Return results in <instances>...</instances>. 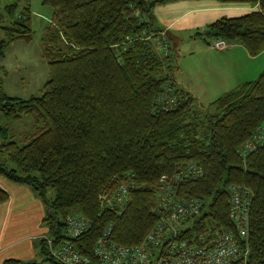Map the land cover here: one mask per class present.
I'll return each mask as SVG.
<instances>
[{
  "label": "trees",
  "instance_id": "16d2710c",
  "mask_svg": "<svg viewBox=\"0 0 264 264\" xmlns=\"http://www.w3.org/2000/svg\"><path fill=\"white\" fill-rule=\"evenodd\" d=\"M153 1L180 0H42L53 11L42 47L50 78L39 96L27 99L9 97L0 86V115L10 122L35 121L17 141L0 143V177L28 186L45 204L43 222L52 237L64 232L70 215L88 220L91 228L74 246L97 264L91 252L106 227H112L114 242L139 245L155 223L158 179L193 162L203 177L185 183L182 193L209 202L210 222L229 227L228 186L253 191L245 264H264V144L245 158L237 153L264 125V69L210 103L213 113L202 112L164 73L169 51H158L154 42L163 31L147 20ZM215 1L256 9L216 20L207 34L241 45L252 57L263 52L264 0ZM6 9L8 16L0 15V58L9 44L32 40L29 4L17 14L16 4ZM164 93L177 100L170 111L157 105ZM121 181L131 185L127 203L103 206L102 196ZM7 200L0 189V204ZM40 250L43 262L60 264L45 241Z\"/></svg>",
  "mask_w": 264,
  "mask_h": 264
},
{
  "label": "built area",
  "instance_id": "2783aa9c",
  "mask_svg": "<svg viewBox=\"0 0 264 264\" xmlns=\"http://www.w3.org/2000/svg\"><path fill=\"white\" fill-rule=\"evenodd\" d=\"M162 32L154 39L158 51L165 54L168 48L161 43ZM162 44V45H160ZM224 39L208 44L213 51L225 49ZM177 100L168 93L162 94L157 105L164 111L174 109ZM264 144V125L256 127L251 138L238 147L237 153L245 158ZM203 177V170L193 162L178 167L175 172L160 176L157 183L155 223L137 246L120 245L112 239V227L96 238L91 256L97 264H245L249 254V225L253 191L246 185H230L227 220L229 227L207 220V200L182 193L185 183ZM130 183L121 181L114 190L102 196L103 206H122L129 199ZM64 232L44 239L51 258L60 264H90L81 255L74 240L91 228L80 215L66 218Z\"/></svg>",
  "mask_w": 264,
  "mask_h": 264
},
{
  "label": "rangeland",
  "instance_id": "374dc122",
  "mask_svg": "<svg viewBox=\"0 0 264 264\" xmlns=\"http://www.w3.org/2000/svg\"><path fill=\"white\" fill-rule=\"evenodd\" d=\"M181 3L184 2L182 1ZM181 3L150 6L149 15L151 17L149 18L146 14L147 20L156 28L153 25L152 17L154 18L156 15L165 16L167 12H170V10H167L168 8L177 7ZM12 4L18 6L16 14L29 4L32 40L29 43L14 42L5 48L4 56L0 58V86H2V90L9 97L27 99L31 96H39L42 87L50 78L46 61L42 58V47L49 30L52 29L53 11L49 6L43 5L42 0H0V15L3 19L8 16L6 7ZM178 9L181 10L182 8ZM228 14H222L221 17L230 16ZM201 18V16H189L181 20L169 31L174 39H171L168 35L160 36L159 41L165 43L169 51V57L164 60V73L170 77L177 88H180L179 84L182 82L187 88L194 90L197 81L201 80L205 82L206 88L210 85V82L206 80L209 79L211 70L205 67V62L211 59L210 56L216 55L205 54L202 48L205 47L209 51H213L208 47V44L215 39L211 35L206 34L207 26L196 27L195 24ZM200 22L202 23V20ZM0 25H2L1 22ZM3 38V32L0 30V41ZM156 46L157 44L155 43V48ZM239 47L246 51L241 45ZM262 55H264V51ZM231 57L235 59V56ZM261 58L264 60V56L252 60L253 58L242 57V54L241 56L237 55L235 60L239 62L238 74L244 75V77L239 79L246 81L255 80L258 75L254 74H256V68H259L260 64H262ZM217 60L219 59H214V62ZM220 62L223 63L224 60H220ZM222 90L221 84H217L216 88L209 93L199 92L198 95L193 94L192 96L196 99L202 112L213 113L214 108H209V104L223 96ZM34 123L35 121L32 117H23L19 122H10L0 115V128H7L6 133L0 134V143H7L11 141V138L17 141L19 135L32 130ZM53 196V191L49 189L47 197L52 198Z\"/></svg>",
  "mask_w": 264,
  "mask_h": 264
},
{
  "label": "crops",
  "instance_id": "0c3cea01",
  "mask_svg": "<svg viewBox=\"0 0 264 264\" xmlns=\"http://www.w3.org/2000/svg\"><path fill=\"white\" fill-rule=\"evenodd\" d=\"M182 1L184 3H181ZM180 3L181 5L177 7L168 8L167 10H170V12H167L165 16H154V23L157 27L162 28V35H168L171 39L174 38L169 31L186 17L201 16L202 23L198 20L195 24L196 27H208L211 23L224 17H221L222 14L230 13L228 18L239 17L256 9V7L250 5L222 4L215 0H180L166 4ZM166 4H155L154 6H166ZM178 8L182 9L179 10ZM239 46L238 44H228L225 49L214 51L215 53L205 47L202 48L205 54L216 55L210 56L211 59L205 62V67L211 70L210 77L206 80L210 82L208 88L205 87L203 80L197 81L194 90L187 88L182 82L176 84H179L180 89L189 92L191 95H198L199 92L206 94L213 91L217 84H221L222 92L225 94L242 83L248 82L239 79L244 75L238 74L239 62L235 60L237 55L241 56L242 54V57L253 58L252 60L264 55L261 52L260 55L251 57ZM231 56H235V59H232ZM214 59L219 60L214 62ZM220 60H224V62L221 63ZM261 60L262 64L259 68H256L257 71L254 74L256 76L264 69V60L263 58ZM0 189L8 195V200L0 204V264L7 260L48 264L43 262V255L40 250V242L50 236L49 228L43 222L48 213L45 204L28 186L11 183L3 177H0Z\"/></svg>",
  "mask_w": 264,
  "mask_h": 264
},
{
  "label": "water",
  "instance_id": "95a60500",
  "mask_svg": "<svg viewBox=\"0 0 264 264\" xmlns=\"http://www.w3.org/2000/svg\"><path fill=\"white\" fill-rule=\"evenodd\" d=\"M156 4V2L155 1H153L151 4H150V6H154ZM207 34V33H206Z\"/></svg>",
  "mask_w": 264,
  "mask_h": 264
}]
</instances>
